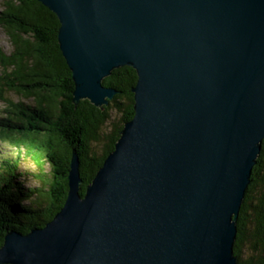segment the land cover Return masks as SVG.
<instances>
[{
    "label": "water",
    "instance_id": "1",
    "mask_svg": "<svg viewBox=\"0 0 264 264\" xmlns=\"http://www.w3.org/2000/svg\"><path fill=\"white\" fill-rule=\"evenodd\" d=\"M59 21L73 102L131 67L134 114L80 194L5 231L0 264H238L236 219L264 140V0H37Z\"/></svg>",
    "mask_w": 264,
    "mask_h": 264
},
{
    "label": "trees",
    "instance_id": "2",
    "mask_svg": "<svg viewBox=\"0 0 264 264\" xmlns=\"http://www.w3.org/2000/svg\"><path fill=\"white\" fill-rule=\"evenodd\" d=\"M0 29L11 52L0 49V246L5 231L42 228L60 210L68 191L71 154L78 156L80 194L113 151L132 119L135 71H111L102 85L115 94L106 106L73 102L72 75L60 52L57 17L37 0H5ZM5 94L26 101L12 103ZM9 106V108H8ZM4 153V154H3ZM48 165L49 171H44ZM31 166L19 172V167ZM35 182L34 186L25 183ZM236 223L233 255L238 264H264V140Z\"/></svg>",
    "mask_w": 264,
    "mask_h": 264
},
{
    "label": "rangeland",
    "instance_id": "3",
    "mask_svg": "<svg viewBox=\"0 0 264 264\" xmlns=\"http://www.w3.org/2000/svg\"><path fill=\"white\" fill-rule=\"evenodd\" d=\"M5 2V0H0V12L3 10V3ZM0 49L2 50L3 53L5 54H9L11 52V44L10 41L7 37V35L5 34V32L0 29ZM1 68H0V73H1ZM6 99L12 101V103H22L23 105H25L24 100H22V98L20 96H15V95H11V94H5ZM7 103L4 101H0V116H5V110L7 109ZM9 108V106H8ZM6 148V146L2 143V140H0V153H2L4 151V149ZM28 167V168H26ZM27 169V173L32 172V170L34 171L33 167L31 168V166H22L19 167V172H21L22 169ZM49 167L48 165H44V171H49ZM33 181V179H32ZM35 182H30L28 180L27 183H25L28 186H34Z\"/></svg>",
    "mask_w": 264,
    "mask_h": 264
},
{
    "label": "bare ground",
    "instance_id": "4",
    "mask_svg": "<svg viewBox=\"0 0 264 264\" xmlns=\"http://www.w3.org/2000/svg\"><path fill=\"white\" fill-rule=\"evenodd\" d=\"M4 154V153H3ZM67 198V197H66Z\"/></svg>",
    "mask_w": 264,
    "mask_h": 264
}]
</instances>
